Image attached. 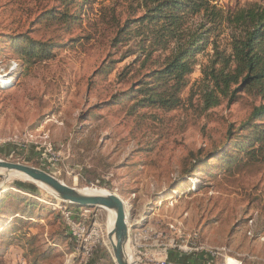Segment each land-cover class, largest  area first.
Masks as SVG:
<instances>
[{
  "label": "rangeland",
  "instance_id": "rangeland-1",
  "mask_svg": "<svg viewBox=\"0 0 264 264\" xmlns=\"http://www.w3.org/2000/svg\"><path fill=\"white\" fill-rule=\"evenodd\" d=\"M39 1L0 0V32L25 30L31 27V10L57 4ZM128 1L87 0L82 3V22L73 32L63 34L39 24L31 27L33 36L66 40L85 34L93 29L101 8L118 2L124 9ZM214 2L224 10L250 2L264 4V0ZM1 46L0 159L44 169L72 187L120 195L133 226L129 252L134 264H264V156L250 164L243 154L241 164L231 169L226 160L213 161L206 170L209 174L192 173L190 180L177 181L200 150L203 156L220 147L231 125L238 127L259 99L245 92L238 102L200 117L190 107L171 113L152 109L148 112L156 116L137 125L138 119L125 114L128 102L88 114L100 95L110 94L109 82H114L112 91L126 87L113 74L89 90V78L105 57L93 40L86 49L55 50L54 59L28 70L11 43ZM123 51L115 57L121 58ZM206 57V53L197 57L184 97L201 77ZM129 61L130 57L122 60L118 67ZM151 146L153 150L147 151ZM9 174H0V197L6 194L7 201L2 224L12 222L16 234L36 235V249L28 258L21 244L12 245L0 264H116L109 238L110 211L63 202L38 183ZM199 181L200 188L192 192ZM16 194L32 196L39 205L25 215ZM9 210L13 214L3 213ZM19 216L28 223L21 224ZM45 250L50 255L43 258Z\"/></svg>",
  "mask_w": 264,
  "mask_h": 264
},
{
  "label": "trees",
  "instance_id": "trees-1",
  "mask_svg": "<svg viewBox=\"0 0 264 264\" xmlns=\"http://www.w3.org/2000/svg\"><path fill=\"white\" fill-rule=\"evenodd\" d=\"M54 1L57 4L45 3L31 10V27L44 24L63 34L73 32L82 22L85 15L82 3L87 0ZM214 1L130 0L124 9L115 2L100 9L98 18L91 24L93 29L85 34H74L66 40H42L33 36L31 27L14 33L0 32V51L4 49L1 43H11L23 61L24 70H28L37 62L54 59L55 50L86 49L93 40L102 47L105 57L89 78V90H95L99 80H107L113 74L126 87L112 91L114 82H109L110 94L107 98L100 95V101L91 106L88 114L128 102L125 114L138 119L137 125L156 116L148 112L152 109L171 113L190 107L200 117L223 104L230 106L238 102L245 92L259 99L238 127L231 125L220 147L208 150L203 156L200 150L184 168L177 181H188L195 176L192 173H207L213 161L226 160L231 169L241 164L243 154L248 156L250 164L264 156V4L250 2L224 10ZM122 49L121 58H116ZM205 53L207 60L201 66L202 75L184 97L196 59ZM128 57L131 61L119 68L118 64ZM151 150L152 146L147 151ZM200 186L201 181L195 182L191 191H197ZM4 195L0 197V262L10 247L17 244L26 249L25 256L29 258L35 253L37 236L25 231L13 233L17 227L12 222L2 224L1 211L7 202ZM16 196L25 215L31 214V207L39 205L32 196ZM11 211L3 213L13 214ZM17 219L23 225L28 223L25 217ZM41 255L45 258L50 253L45 250Z\"/></svg>",
  "mask_w": 264,
  "mask_h": 264
},
{
  "label": "water",
  "instance_id": "water-1",
  "mask_svg": "<svg viewBox=\"0 0 264 264\" xmlns=\"http://www.w3.org/2000/svg\"><path fill=\"white\" fill-rule=\"evenodd\" d=\"M17 171L26 174L33 180L50 188L63 202L78 206H90L111 209L115 212V223L109 238L112 241L114 260L116 264H131L128 260L126 247L130 242V226L127 220L125 200L118 194L109 192L107 195L100 193H86L81 188L67 185L65 182L36 166L0 159L1 171Z\"/></svg>",
  "mask_w": 264,
  "mask_h": 264
},
{
  "label": "bare ground",
  "instance_id": "bare-ground-1",
  "mask_svg": "<svg viewBox=\"0 0 264 264\" xmlns=\"http://www.w3.org/2000/svg\"><path fill=\"white\" fill-rule=\"evenodd\" d=\"M8 82H4L3 84H7ZM5 171V170H4ZM6 173H18L20 176H22V177H24V178H26V179H28V180H30V181H34V182H36V183H38L41 187H44V188H47L48 190H50V188L49 187H47L46 185H44V184H42V183H40V182H37V181H35V180H33L31 177H29V176H27L26 174H24V173H21V172H17V171H7L6 170ZM10 175V174H9ZM6 178H7V176H6ZM82 189V191L83 192H86V193H100V194H104V195H107L108 194V191L107 190H103V189H99V188H94V187H83V188H81ZM106 209V208H105ZM106 210H108V211H110L111 212V214H110V221H109V230H110V233H111V231L113 230V227H114V223H115V216H116V214H115V212L113 211V210H111V209H106ZM111 244H112V241H111ZM113 249V248H112ZM130 249H129V245H127V247H126V252H127V256H128V260H129V262L131 263V264H134L132 261H131V256H130ZM231 264H237V263H235V262H232Z\"/></svg>",
  "mask_w": 264,
  "mask_h": 264
}]
</instances>
